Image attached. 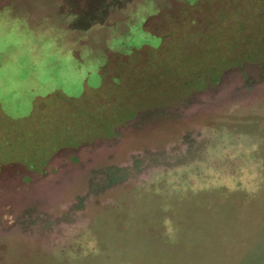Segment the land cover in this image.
Returning a JSON list of instances; mask_svg holds the SVG:
<instances>
[{
  "label": "rangeland",
  "instance_id": "rangeland-1",
  "mask_svg": "<svg viewBox=\"0 0 264 264\" xmlns=\"http://www.w3.org/2000/svg\"><path fill=\"white\" fill-rule=\"evenodd\" d=\"M0 264H264V0H0Z\"/></svg>",
  "mask_w": 264,
  "mask_h": 264
}]
</instances>
